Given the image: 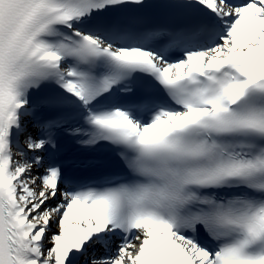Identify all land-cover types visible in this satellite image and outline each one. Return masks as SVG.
<instances>
[{"label": "snow or ice", "instance_id": "obj_1", "mask_svg": "<svg viewBox=\"0 0 264 264\" xmlns=\"http://www.w3.org/2000/svg\"><path fill=\"white\" fill-rule=\"evenodd\" d=\"M0 264H264V0H0Z\"/></svg>", "mask_w": 264, "mask_h": 264}]
</instances>
